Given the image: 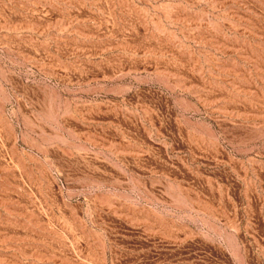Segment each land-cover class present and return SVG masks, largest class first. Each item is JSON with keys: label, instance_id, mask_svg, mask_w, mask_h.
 <instances>
[{"label": "rangeland", "instance_id": "374dc122", "mask_svg": "<svg viewBox=\"0 0 264 264\" xmlns=\"http://www.w3.org/2000/svg\"><path fill=\"white\" fill-rule=\"evenodd\" d=\"M0 264H264V0H0Z\"/></svg>", "mask_w": 264, "mask_h": 264}]
</instances>
